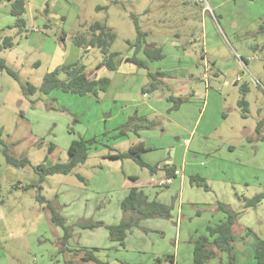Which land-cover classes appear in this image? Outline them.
I'll use <instances>...</instances> for the list:
<instances>
[{"label":"rangeland","instance_id":"374dc122","mask_svg":"<svg viewBox=\"0 0 264 264\" xmlns=\"http://www.w3.org/2000/svg\"><path fill=\"white\" fill-rule=\"evenodd\" d=\"M215 1L221 8L214 9ZM23 2L24 28L19 31L14 27L11 2L0 0V38L9 36L13 41V47L1 51L0 57L22 81L40 86L43 76L56 62L51 54L55 45L66 50L72 46L69 61L80 62L87 73L93 72L102 61L100 52L97 49L85 52L73 39L76 35H87L95 21L105 22L115 31L111 51L123 58L133 55L131 45L139 28L145 33L142 48L163 47L164 58L148 62L149 72L180 64L186 68V73L169 74L167 85L150 93L146 101L167 104L170 110L165 113L171 117L177 115L174 112L179 108L178 114L186 111L188 115L183 121L191 125L189 133L178 141V133L170 130L171 126L162 119L156 120L150 132L141 131L139 138L131 126L128 138L119 143L113 140L121 126L134 117L136 109L132 105L142 101L141 89L149 82L147 71L124 61L119 72L105 68L98 71L100 77L112 81L111 88L100 93L98 99L59 90L50 96L36 93L26 97L18 82L0 71V139L4 144L0 145V264H59L63 258L73 256L68 253L64 232L52 221L48 207L36 200L38 194L50 200L62 216L67 211L62 202L67 198L72 202L71 208L91 205L96 209L106 199H115L117 180L127 174L142 182L157 183L164 178L162 169L150 173L129 159H110L111 154L127 151L138 140L154 148L147 160L183 169L179 170L183 179L181 184L179 177H173L169 188H175L169 192L163 189L172 194L169 203L172 219H159L162 226L166 223L168 227L145 229L141 224L139 233H148L147 237L130 235L128 247L137 249L145 241L155 247L166 243L170 253L164 258L172 257V264H192L193 241L207 236V226L223 220V213L217 210V204L223 203L239 213L233 226L235 253L248 256L256 240H264V199L254 208L244 207V198L251 199L264 191V141L256 139L254 132L260 122L264 133V33L258 32L259 26H264V0H208L217 20L210 11H202L203 6L195 0ZM97 7L106 8L97 10ZM210 64L216 76L205 70ZM128 68L137 73L129 72ZM237 77L240 81L235 80ZM242 86L248 87L244 96L249 109L246 117L238 105ZM170 96L188 101L173 109V103L167 100ZM79 138L97 141L86 162L68 175L47 176L37 190L38 176L32 166L67 162L69 145ZM183 139H192L187 154ZM51 144L54 149L49 152ZM4 146L11 156L27 157L30 164L24 168L7 165L2 153ZM191 176L204 179L207 188L190 183ZM27 185L33 186L26 188ZM162 222L156 223L160 226ZM76 239L73 235L69 245ZM116 256L147 262L150 254L129 250ZM164 258L160 263L153 260V264H171ZM227 261V255L219 253L206 264H227ZM252 261L251 258L250 264Z\"/></svg>","mask_w":264,"mask_h":264},{"label":"trees","instance_id":"16d2710c","mask_svg":"<svg viewBox=\"0 0 264 264\" xmlns=\"http://www.w3.org/2000/svg\"><path fill=\"white\" fill-rule=\"evenodd\" d=\"M106 7H97V10H103ZM11 15L15 17L14 27L21 31L24 28V20L22 15L25 12V6L23 0H13L11 1ZM258 32L264 33V26H259ZM145 38V33L141 32L137 28V39L131 45L134 48V53L129 57H121L120 53L111 51V46L116 39L115 31L108 27L105 22L95 21L88 29V34L76 35L73 39L74 44L83 50L97 49L101 56L102 61L97 65L96 69L105 68L108 71L115 72L118 70L120 64L124 61L129 64L136 66L141 69H148L147 61H159L164 58V54L160 47L146 45L142 48V43ZM13 47L12 38L9 36H4L0 38V52L10 50ZM142 52L146 60L139 59L137 57L138 53ZM246 63V61H243ZM85 66L80 62L73 64H63L56 67L54 70L47 72L41 81L39 87L34 86L29 82H24L21 80L19 74L11 69L6 61L0 57V71L6 72L12 77L16 82H18L21 92L24 96H33L39 93L44 96H48L52 91L59 90L65 94H73L78 96L92 95L98 99L100 93L107 91L110 86V79L107 77H91L85 71ZM147 77L149 82L142 87V94H150L156 90L161 89L163 86L167 85V77L162 72H147ZM241 98L238 101L239 107L243 111V117H246L248 113V102L245 100L244 96L248 92L247 86H242L240 89ZM193 96V94H192ZM190 96V97H192ZM168 101H171L174 105L173 109H178V107L188 101V98H175L170 96ZM52 102L53 99H51ZM50 109H54L52 105L49 106ZM133 120V121H132ZM133 122V123H132ZM133 127V131L137 132L138 128H150L151 123L146 118H136L131 117V120L125 122L121 126L118 137L123 136L129 131V127ZM254 132L258 140L264 141V133L262 132V125L260 122L256 124ZM1 137V130H0ZM97 141L95 138L83 139L79 138L71 142L68 148L69 160L65 163L55 162L52 164L40 163L32 166L33 172L38 176L37 190L41 189V182L47 176L60 174L68 175L77 166L84 164L89 156L92 147L96 148L94 144ZM0 145H4L3 141L0 139ZM54 146L51 144L48 148L49 152H52ZM147 148L143 143L139 142L132 145L125 152H119L111 155L110 158L113 159H129L133 161L140 168H146L150 172L156 170V166H149L142 159L141 154L146 151ZM5 162L7 165L14 168H24L29 165V160L27 157L15 158L8 153L6 146L2 151ZM174 167L171 169H165L169 177H174ZM79 180L83 181V177L77 175ZM190 183L196 186H204L207 188L203 182L204 179L199 176L189 177ZM33 185H27L26 188ZM264 199V191L260 194L255 195L251 199L244 198L245 208H254L256 205ZM36 200L41 204H47L51 211V219L60 227L63 232V241L66 242L71 235V227L66 225L65 219L55 210L43 197L38 194ZM120 208L124 213H129L130 216L127 219H123L117 225L106 226L103 223L88 222L80 220L76 223L77 227L83 229H93L96 227L104 226L108 231L109 240L119 242L123 244L126 233L132 228H139L140 222L146 219H171V209L172 206H165L156 201H148L146 195L138 190L137 188H131L128 194L120 203ZM217 210L222 212L224 217L218 224L214 226H207V236H200L193 241V254H192V264H206L210 260L214 259L219 253H225L227 255V264H236V255L234 253V243L235 235L233 233V226L235 225L239 213L229 210L228 207L223 203L217 204ZM249 232V231H248ZM248 234V233H247ZM253 258L256 264H264V240L257 239L254 245ZM83 260L93 261L97 264H106L98 260L93 251L88 250L83 255ZM163 260L172 261V257L166 256ZM162 258L157 257L155 262L160 263ZM64 264H75L71 261H66Z\"/></svg>","mask_w":264,"mask_h":264},{"label":"crops","instance_id":"0c3cea01","mask_svg":"<svg viewBox=\"0 0 264 264\" xmlns=\"http://www.w3.org/2000/svg\"><path fill=\"white\" fill-rule=\"evenodd\" d=\"M227 1L228 0H225V2H227ZM218 8H221V4L217 3V1H215L214 2V9H218ZM202 11H203V9H202ZM211 14L215 18L216 15H214L215 13L213 12V10H211ZM217 17L220 18V14H217ZM214 20H217V19L215 18ZM172 45H174V44L172 43L171 46ZM154 46L160 47L163 50V47L161 45H154ZM255 48L258 49V46L257 47L255 46ZM71 50H72V46L69 48V50H66L63 48L61 49V47L58 45H55L54 50L51 53L52 56L56 59L55 64H53V66H52L53 67L52 70H54L59 65L73 64V62H71L72 60L69 61L70 53L72 52ZM90 50H92V49L88 48L87 50H84V51L89 52ZM76 53H77V50H75L73 47V54L76 55ZM172 56L174 58H176V55H172ZM126 57H129V56H126ZM137 57L139 59L146 60L144 58V55L142 52L138 53ZM146 61H147V67H148V62H156V61H150V60H146ZM159 61H161V60H159ZM178 61H179V63H182V60H178ZM74 63H76V62H74ZM36 64H39V62H37ZM124 64H129V63L124 62ZM242 64L245 67H247V63H242ZM181 66L182 65L180 64L178 66L158 67L155 70V72H158V71L162 72L166 76H168L171 73H186L185 72L186 68L181 67ZM120 67L121 66H119V68ZM205 68L207 69V72H209V75H211V76L217 75V73L214 70L213 64H210V66L208 65ZM99 70L100 69L97 70L95 68L93 72H90V73L86 72V73L88 74V76H91V77H100L99 72H98ZM126 70H128L129 72L137 73L135 70L133 71V69H131V68H128ZM143 70L149 72L148 69H143ZM116 72H119V71H116ZM152 73H154V72H152ZM111 86H112V81H110V86L108 87V89H110ZM179 91H181V90H179ZM51 93L48 96H50ZM141 96H142V98H141L142 101L132 105V109H134V108L136 109L133 116L136 118H146L151 123V126L148 129L144 128V127L138 128L137 130H139V131L135 132V134H134L137 138L140 137L141 131L150 132L151 130H153L155 122L157 119L164 120L165 122L168 123L169 126H171L170 130L176 131L178 133L179 136L176 137L177 141L184 134L189 133V127H190L191 123L188 126V124L187 123L185 124L184 123L185 121H183V119L185 118V114L188 115V113L186 111H184L182 114H178L180 111V108H179L178 111L175 110V112H174L177 115H175L174 117H171V115L169 116L167 113H165V110L166 111H168L167 109L170 110V108L168 107L167 104H165L163 102H157V101H146V99H149V94H142L141 93ZM135 99H136V101H138L137 96ZM159 103H160V105H159ZM191 114H192V112H191ZM188 119H189V117H188ZM163 132H164V130H163ZM191 133H193V132L191 131L190 135H191ZM128 137H129L128 132H126V134H124L123 136L114 137L113 140H116L117 143H119V142H121V140H125V138H128ZM139 142L143 143V145L147 148V150L141 154L144 162L146 164H148L149 166H156L157 167L156 169H162L164 172V178L169 177L168 174L166 173L165 169H171L172 166L162 165L159 163L152 164V162L147 160L146 157L154 150V148L146 145L145 142H143V141L138 140L137 143H139ZM117 143H115L114 145H116ZM137 143H133L132 145H135ZM182 143L186 144L188 147L187 150L184 149V153L187 154L188 152H190L189 148L191 147L192 139H183ZM104 145H107V144H104ZM131 146H129V147H131ZM108 148H109V146H108ZM111 150H113V149H111ZM114 154H116V153H114ZM114 154H111V155H114ZM110 159L122 161V159L121 160L120 159H113V158H110ZM183 163L185 166V162H183ZM174 169H175L174 171H176V170L182 171L183 170L181 168L178 169L176 167H174ZM182 172H180L179 176L175 177V179L179 177L181 184H182V179H183ZM150 173H153V172H150ZM131 177L132 176H129V174H127V176H124L123 178H121V177H120V179L118 178V180H117L118 196L115 199H113V198L106 199V201L102 202L99 205V207H97V209H96V207L94 208L91 205H89V206L88 205H78L75 208H71L72 202L69 200V198L63 200L62 205L66 208L67 211L66 212L63 211L62 217L65 219L66 225L68 227H72V230H71L72 236L71 237H73V235H74V237H76L77 239L73 242L72 245L71 244L69 245L71 237L67 240L68 246L66 249H67L68 253L73 254V256L63 258V260L59 264H64V262H66V261H71L75 264H97L93 261H85L82 259L83 255L88 250L93 251L94 256L98 260H100L106 264H153L156 257L160 256L161 258H164V256L166 254L170 253V250H169V248H167L166 243L159 245V247H155V246H152V244L149 241H148V243L145 241L144 245L140 246L137 249L129 248L128 247V241H129L130 235H132V236L136 235V237H138V238L142 237V236L147 237L148 233L147 234H144V233L141 234V233H139L140 231L138 228H132L130 231H128L126 233V237H125L123 244H120L119 242L109 240L108 231L105 229L104 226L96 227L93 229H83V228L76 226V223L80 220L88 221V222H96V223L100 222L106 226H111V225H117L123 219L129 218V216H130L129 213H124L121 210L120 203L125 198V196L128 194V192L130 191L131 188H137L138 190L142 191L146 195L148 201H156V202L163 204L165 206H170L169 203H170V200L172 198V194L171 193H165V192L168 190H173V188H175V187H171V188H169L170 186L159 187L158 186L159 183L164 178H160L159 181L156 183V182H153L151 180H147L145 182H142L141 180H136L135 178H131ZM180 183H179V189H181ZM171 186H172V184H171ZM163 189H165L166 191H163ZM47 201L50 204V202H49L50 200H47ZM42 205H45L46 207H48L47 204H42ZM51 206H53V205H51ZM49 211H50V209H49ZM159 219L165 220L162 218L146 219V220H143L144 223H141L142 221L140 222V226L142 224L145 229H156V228L160 229L163 227L162 229L165 230V228H167L168 226L166 225V223H165V226H162L163 222L159 221ZM167 220H170V219H167ZM156 222H162V223L159 226V224ZM235 241H236V239H235ZM254 245L255 244L252 245L251 252L248 256L245 255L243 252L240 253V255H237L235 253V250H234V253L237 256L236 257V261H237L236 264H250L251 258L253 260L252 264H256V262L253 258ZM151 247H154V249H151ZM129 250H131L133 253H136V254H143V253H147V251H149L150 256L148 257V261L146 262V261H143L142 259H138V258L137 259H129L126 257H123V258L119 257L118 258L116 256L117 253H121V252L127 253ZM154 256H155V259H154ZM0 259H1V257H0ZM172 263H173V261H171V264Z\"/></svg>","mask_w":264,"mask_h":264},{"label":"built area","instance_id":"2783aa9c","mask_svg":"<svg viewBox=\"0 0 264 264\" xmlns=\"http://www.w3.org/2000/svg\"><path fill=\"white\" fill-rule=\"evenodd\" d=\"M9 1H13V0H9ZM196 3L200 4L203 6V11L204 12H207V11H210L211 12V9H210V6H209V2L208 0H195ZM244 63V62H243ZM205 70H207L205 68ZM236 81H240V77H237L236 78ZM180 175V171L179 170H176L174 171V177H177ZM172 178L173 177H166L164 178L160 183H159V187H166V186H169L172 184Z\"/></svg>","mask_w":264,"mask_h":264},{"label":"water","instance_id":"95a60500","mask_svg":"<svg viewBox=\"0 0 264 264\" xmlns=\"http://www.w3.org/2000/svg\"><path fill=\"white\" fill-rule=\"evenodd\" d=\"M231 111V109H229V112Z\"/></svg>","mask_w":264,"mask_h":264}]
</instances>
